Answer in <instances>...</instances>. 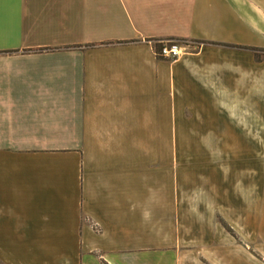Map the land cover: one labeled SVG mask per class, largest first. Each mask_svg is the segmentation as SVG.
<instances>
[{"label":"crops","instance_id":"1","mask_svg":"<svg viewBox=\"0 0 264 264\" xmlns=\"http://www.w3.org/2000/svg\"><path fill=\"white\" fill-rule=\"evenodd\" d=\"M171 39L203 45L172 61ZM262 44L264 0H0V263L203 264L179 147L210 163L245 134L192 148L178 122L206 110L225 48Z\"/></svg>","mask_w":264,"mask_h":264},{"label":"rangeland","instance_id":"2","mask_svg":"<svg viewBox=\"0 0 264 264\" xmlns=\"http://www.w3.org/2000/svg\"><path fill=\"white\" fill-rule=\"evenodd\" d=\"M192 42L187 52L199 51L202 42ZM232 50L221 52L206 110L189 111L188 125L179 120L178 131L192 133V148L215 146L227 127H237L244 140L230 131L233 139L226 138L224 150L211 152L210 163L207 154L179 147V198L184 220L194 230L193 251L203 264H264V44ZM225 100L236 101L243 118L229 120L233 112L229 116L218 106ZM240 120L249 125L245 133Z\"/></svg>","mask_w":264,"mask_h":264},{"label":"built area","instance_id":"3","mask_svg":"<svg viewBox=\"0 0 264 264\" xmlns=\"http://www.w3.org/2000/svg\"><path fill=\"white\" fill-rule=\"evenodd\" d=\"M157 44V55L174 61L185 54L194 43L191 40L171 39L159 41Z\"/></svg>","mask_w":264,"mask_h":264}]
</instances>
